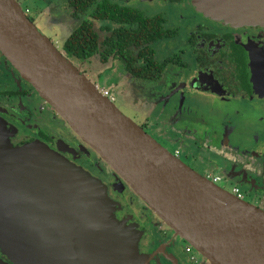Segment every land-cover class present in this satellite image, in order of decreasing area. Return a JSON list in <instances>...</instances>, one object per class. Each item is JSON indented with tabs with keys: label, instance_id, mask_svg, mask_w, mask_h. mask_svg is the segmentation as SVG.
Here are the masks:
<instances>
[{
	"label": "water",
	"instance_id": "95a60500",
	"mask_svg": "<svg viewBox=\"0 0 264 264\" xmlns=\"http://www.w3.org/2000/svg\"><path fill=\"white\" fill-rule=\"evenodd\" d=\"M206 16L264 27V0H195ZM0 52L176 235L211 264H264V209L198 173L125 115L30 20L0 0ZM0 118V264H150L106 185Z\"/></svg>",
	"mask_w": 264,
	"mask_h": 264
},
{
	"label": "flooded vegetation",
	"instance_id": "af4514ba",
	"mask_svg": "<svg viewBox=\"0 0 264 264\" xmlns=\"http://www.w3.org/2000/svg\"><path fill=\"white\" fill-rule=\"evenodd\" d=\"M59 1L61 7L68 8L70 15L76 19L74 28L64 42L84 21L92 23V28L100 40L111 37L117 28L125 27L126 30L136 28L133 23L127 24L109 18L94 17L96 7L104 1L130 9L135 13L138 12L143 17L159 16L166 34L156 41L147 43L148 48L153 50L154 62L162 67L161 70L154 69L152 76L137 77L128 72L117 58L116 51L111 53L107 51L108 55L106 52L103 53L106 56L103 59L100 55L93 57L100 64L117 60L127 84L134 78L157 81L164 74V69L172 71L168 89L164 90V85L157 83L156 88L162 89L163 92L173 90L175 94H180L182 91L196 98H198L197 95L210 93L215 94L221 100H237L240 104L245 103L249 115L256 117V114V118L264 121V27L260 25L235 26L221 20H214L197 8L195 0H154L159 4L169 2L180 5L181 9L155 10L157 12L153 14L145 13L140 6L142 0ZM194 5L197 10L193 7ZM190 7H193L194 11H190ZM27 16L33 22L32 17L29 14ZM49 38L54 43L52 37ZM64 42L61 47H57L54 43L61 53ZM166 49L168 51H165ZM139 50L138 47L130 46V51L135 56H138L136 52ZM93 57L78 60L80 64H75L77 59L69 60L77 68L80 65L82 67L80 72L84 74L87 73V69L83 64ZM142 61V58L138 59V65L143 66ZM171 67L177 69L173 70ZM91 82L99 91L108 88L99 86L95 81ZM110 93L113 96L111 101L114 102L117 93L114 94L112 91ZM0 118L5 121L10 131L9 139L13 145L21 146L33 141L43 142L72 163L100 179L106 185L108 196L115 202V217L128 226H133L138 234V249L146 256L150 264H211L186 240L176 235L125 180L80 139L66 121L39 96L34 87L19 75L1 52ZM138 125L145 130L144 123ZM262 130H264L263 126ZM191 136L192 139H196L194 133ZM166 148L184 163L187 162L185 159H188V156L182 157L179 149L174 148L171 151L168 147ZM246 150L264 161V137H254L248 140ZM233 163L235 165L226 169L227 176L237 183L246 184L249 191L247 194L253 196L249 198L245 194L242 199L264 209V170L262 169L260 173L255 172L257 175H252L245 170L249 168L247 161L234 158ZM202 175L209 178L208 175L203 173ZM0 258L8 261L1 252Z\"/></svg>",
	"mask_w": 264,
	"mask_h": 264
},
{
	"label": "rangeland",
	"instance_id": "374dc122",
	"mask_svg": "<svg viewBox=\"0 0 264 264\" xmlns=\"http://www.w3.org/2000/svg\"><path fill=\"white\" fill-rule=\"evenodd\" d=\"M19 1L36 27L52 37L57 47H61L76 24L69 9L61 7L59 0ZM140 6L148 14L157 12L155 10L181 9L180 5L169 2L159 4L154 0H142ZM193 7L197 10L195 5ZM193 7H190V11H194ZM27 8L29 12L26 11ZM187 9L189 10V6ZM75 64H80V61L76 60ZM83 65L87 69V73H84L86 77L99 86H107L114 94L117 93L114 104L121 112L137 124L144 123L147 133L163 146L171 151L177 148L182 157L188 156L186 163L195 171L208 175L211 179L215 175L220 176L217 183L229 191L236 184L242 197L249 194L246 184L237 183L226 174V169L235 165L234 158L247 161L249 168L245 170L252 175L264 170V161L246 150L248 140L264 137V121L256 118V114V117L249 115L245 103L221 100L210 93L197 95L196 98L182 91L180 94H175L173 90L163 92L156 88V83L163 84L164 90L168 89L173 74L165 69L157 81L134 78L127 84L117 60L100 64L93 57ZM78 68L81 71L80 65ZM193 133L196 139H192ZM248 197L253 198L252 195Z\"/></svg>",
	"mask_w": 264,
	"mask_h": 264
},
{
	"label": "trees",
	"instance_id": "16d2710c",
	"mask_svg": "<svg viewBox=\"0 0 264 264\" xmlns=\"http://www.w3.org/2000/svg\"><path fill=\"white\" fill-rule=\"evenodd\" d=\"M94 17L109 18L127 24L133 23L136 28L126 30L125 27H120L114 31L111 37L100 40L92 28V23L84 21L64 42L62 53L66 58L85 60L94 55H100L103 59L106 58L103 53L106 52L108 55L107 51L110 53L116 51L117 58L134 76L150 77L154 69L161 70L162 67L157 66L153 60L152 48L147 46V43L156 41L166 34L159 16L143 17L138 12L135 13L130 9L104 1L96 7ZM130 46L140 48L141 51L136 52L138 56L130 51ZM140 58L143 59V66L138 65Z\"/></svg>",
	"mask_w": 264,
	"mask_h": 264
},
{
	"label": "built area",
	"instance_id": "2783aa9c",
	"mask_svg": "<svg viewBox=\"0 0 264 264\" xmlns=\"http://www.w3.org/2000/svg\"><path fill=\"white\" fill-rule=\"evenodd\" d=\"M100 92H101L103 95H105L106 97H108L110 100H113V96H112V94L110 93V91H109L108 89H100ZM220 179H221L220 176L215 175V176L213 177L212 181H214L215 183H217V181L220 180ZM231 192H232L234 195L238 196L239 198H242V196H241V192H240V189H239L237 186H233Z\"/></svg>",
	"mask_w": 264,
	"mask_h": 264
}]
</instances>
